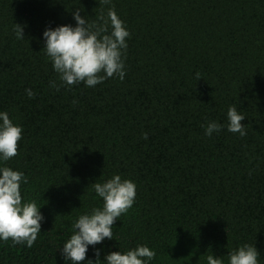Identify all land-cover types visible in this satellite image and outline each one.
<instances>
[{"label":"trees","instance_id":"trees-1","mask_svg":"<svg viewBox=\"0 0 264 264\" xmlns=\"http://www.w3.org/2000/svg\"><path fill=\"white\" fill-rule=\"evenodd\" d=\"M111 6L130 31L124 79L51 87L60 82L44 28L74 24L78 7L91 21ZM230 105L246 135L206 136L201 125L226 124ZM0 110L23 126L7 164L24 171L22 198L45 216L31 247L0 241V264H71L57 248L102 202L93 183L113 173L137 194L114 238L96 245L101 259L146 243L151 264L227 262L248 242L264 264V0H0ZM85 259L96 260L91 246Z\"/></svg>","mask_w":264,"mask_h":264},{"label":"clouds","instance_id":"clouds-1","mask_svg":"<svg viewBox=\"0 0 264 264\" xmlns=\"http://www.w3.org/2000/svg\"><path fill=\"white\" fill-rule=\"evenodd\" d=\"M110 5L111 0H100ZM80 7L72 11L75 21L55 26H46L42 32L43 49L57 73L56 80L49 82L51 87L71 86L83 83L95 87L105 79L125 77V56L130 37L126 22L116 12L114 6L108 8L107 15H99L88 20L81 15ZM13 32L17 39H24V25L14 23ZM197 80L201 78L196 73ZM25 92L29 98L35 96L31 88ZM227 123L209 120L201 126L204 134L211 136L226 127L228 131L246 135L241 121L245 115L235 105H230L226 113ZM23 126L15 121L7 110H0V241L11 239L13 243L31 247L41 232L45 220L35 199L22 198L21 185L27 183L23 170L13 168L7 162L17 155L18 142L22 139ZM147 139V133H143ZM95 194L101 198L99 206L78 215L72 223L70 236L57 249L71 264L86 261L91 264L102 260L103 264H151L156 252L146 243L137 244L127 250L118 248L100 258L101 248L96 247L107 239L114 238L113 226L119 217L126 213L136 198V182L113 173L102 182H94ZM93 248L96 260L85 259L89 247ZM260 252L255 243H242L227 254V262L221 255L209 254L207 264H261Z\"/></svg>","mask_w":264,"mask_h":264}]
</instances>
